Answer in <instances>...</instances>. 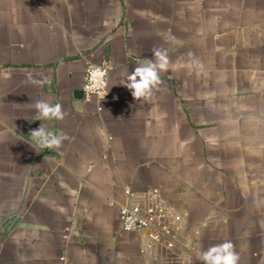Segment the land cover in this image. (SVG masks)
I'll return each mask as SVG.
<instances>
[{
  "label": "crops",
  "instance_id": "obj_1",
  "mask_svg": "<svg viewBox=\"0 0 264 264\" xmlns=\"http://www.w3.org/2000/svg\"><path fill=\"white\" fill-rule=\"evenodd\" d=\"M155 48L176 68L137 101L121 83ZM90 65L110 69L102 111L75 97ZM37 100L65 118L41 119ZM42 123L68 136L60 149L35 145ZM154 188L181 245L149 257L120 208ZM260 199L264 0H0V264H203L225 240L264 264Z\"/></svg>",
  "mask_w": 264,
  "mask_h": 264
},
{
  "label": "built area",
  "instance_id": "obj_2",
  "mask_svg": "<svg viewBox=\"0 0 264 264\" xmlns=\"http://www.w3.org/2000/svg\"><path fill=\"white\" fill-rule=\"evenodd\" d=\"M82 91L83 101L87 104L96 98L99 110L111 98L110 69L103 65H90L87 69L85 83ZM128 204L120 208V220L124 231L136 232L142 235L144 247L143 256L156 257L161 248L177 251L181 245L178 229L181 217L176 213L175 207L162 195L159 188L136 195L127 190ZM129 217L135 221L128 227ZM65 261V258L61 259Z\"/></svg>",
  "mask_w": 264,
  "mask_h": 264
},
{
  "label": "clouds",
  "instance_id": "obj_3",
  "mask_svg": "<svg viewBox=\"0 0 264 264\" xmlns=\"http://www.w3.org/2000/svg\"><path fill=\"white\" fill-rule=\"evenodd\" d=\"M152 55L153 59H146L138 64L132 72L126 74L125 79L121 83L130 90L131 95L137 101L141 99L150 100L154 95V90L158 91L160 85L164 83L160 79L161 73H167L169 70L172 72L176 68L166 50L155 48L152 51ZM187 55L190 58L193 57L191 52ZM179 66L188 68L203 67L195 59H190L186 65L180 64ZM10 75L8 73V78H10ZM31 82L42 86L46 80L44 78L32 79ZM34 107L39 117L43 120H63L66 116V112L60 103L51 104L46 100H37ZM30 136L39 149H60L63 146V142L68 139V136L64 133L57 134L49 131L43 123L38 128L33 129ZM254 203L257 207H260L264 205V199L256 200ZM134 223V219L129 217L128 227L131 228ZM197 235H199V232H197ZM196 256L203 264H239L240 262V255L231 240H225L206 249L198 250Z\"/></svg>",
  "mask_w": 264,
  "mask_h": 264
},
{
  "label": "water",
  "instance_id": "obj_4",
  "mask_svg": "<svg viewBox=\"0 0 264 264\" xmlns=\"http://www.w3.org/2000/svg\"><path fill=\"white\" fill-rule=\"evenodd\" d=\"M75 97L77 98V99H79V100H83V97H84V93H83V91H77L76 93H75Z\"/></svg>",
  "mask_w": 264,
  "mask_h": 264
}]
</instances>
